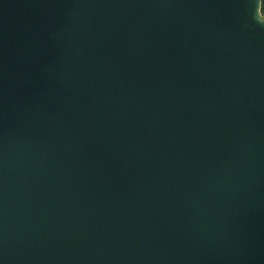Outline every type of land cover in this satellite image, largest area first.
Listing matches in <instances>:
<instances>
[{
  "label": "water",
  "instance_id": "water-1",
  "mask_svg": "<svg viewBox=\"0 0 264 264\" xmlns=\"http://www.w3.org/2000/svg\"><path fill=\"white\" fill-rule=\"evenodd\" d=\"M261 0H0V264H264Z\"/></svg>",
  "mask_w": 264,
  "mask_h": 264
},
{
  "label": "trees",
  "instance_id": "trees-1",
  "mask_svg": "<svg viewBox=\"0 0 264 264\" xmlns=\"http://www.w3.org/2000/svg\"><path fill=\"white\" fill-rule=\"evenodd\" d=\"M260 14L264 15V0L260 1Z\"/></svg>",
  "mask_w": 264,
  "mask_h": 264
},
{
  "label": "rangeland",
  "instance_id": "rangeland-1",
  "mask_svg": "<svg viewBox=\"0 0 264 264\" xmlns=\"http://www.w3.org/2000/svg\"><path fill=\"white\" fill-rule=\"evenodd\" d=\"M262 17H264V15H261Z\"/></svg>",
  "mask_w": 264,
  "mask_h": 264
}]
</instances>
